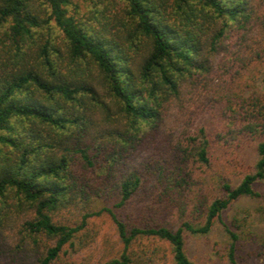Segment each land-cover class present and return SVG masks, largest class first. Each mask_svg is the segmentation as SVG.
Masks as SVG:
<instances>
[{
	"label": "trees",
	"instance_id": "trees-1",
	"mask_svg": "<svg viewBox=\"0 0 264 264\" xmlns=\"http://www.w3.org/2000/svg\"><path fill=\"white\" fill-rule=\"evenodd\" d=\"M259 185L264 0H0V264H75L103 216L102 264H199L219 224L208 264H249L224 217Z\"/></svg>",
	"mask_w": 264,
	"mask_h": 264
},
{
	"label": "rangeland",
	"instance_id": "rangeland-1",
	"mask_svg": "<svg viewBox=\"0 0 264 264\" xmlns=\"http://www.w3.org/2000/svg\"><path fill=\"white\" fill-rule=\"evenodd\" d=\"M206 118L208 116L205 115ZM173 122V118L170 124ZM242 163L252 167L256 158L254 148L247 149L241 154ZM261 196L257 199L243 198L235 207L225 214L226 224L238 226L235 230L241 239V257L249 264H264L260 252H264V186H257ZM138 207L136 216L140 212ZM89 230L92 240L89 245L75 254L70 261L75 264H102L115 257L122 251L123 245L117 234L115 225L108 216L94 218L90 222ZM15 233L9 232V242L14 244ZM229 243L225 228L222 225L216 226L215 230L207 237L190 239L188 249L190 256L199 264H208L216 248H222ZM161 256L167 255V264H171V255L167 244H163Z\"/></svg>",
	"mask_w": 264,
	"mask_h": 264
}]
</instances>
